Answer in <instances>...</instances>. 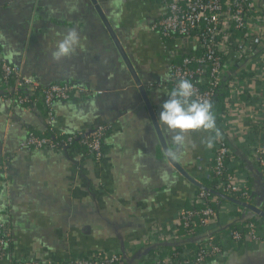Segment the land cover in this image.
<instances>
[{
    "label": "crops",
    "instance_id": "obj_1",
    "mask_svg": "<svg viewBox=\"0 0 264 264\" xmlns=\"http://www.w3.org/2000/svg\"><path fill=\"white\" fill-rule=\"evenodd\" d=\"M97 1L146 88L170 149L174 148L173 133L159 122L173 85L171 78L161 77H171L184 55L198 53L196 44L183 37L164 41L152 29L165 12L158 0ZM69 30L77 31L79 45L70 57L57 61L52 54ZM0 54L45 86L77 83L103 91L56 102L57 136L108 127L99 160L79 147L71 153L21 149L30 131L47 133L46 110L39 98L26 106L15 104L0 78V162L6 163L0 222L11 228L0 264L24 260L62 264L98 253L123 255L125 264H145L144 258L148 256V263L155 248L167 251L172 246L165 238L170 226L199 188L165 156L146 100L91 0H0ZM218 106L224 108L222 103ZM225 132L233 147L230 166L249 180L255 204L260 205L264 177L246 144ZM208 135L190 133L176 160L202 184L213 156V148L203 142ZM224 206L211 233L231 227L242 215L235 204ZM203 237L185 243L195 246ZM153 241L157 246L150 245ZM207 264H264V235L227 244L223 254Z\"/></svg>",
    "mask_w": 264,
    "mask_h": 264
},
{
    "label": "built area",
    "instance_id": "obj_2",
    "mask_svg": "<svg viewBox=\"0 0 264 264\" xmlns=\"http://www.w3.org/2000/svg\"><path fill=\"white\" fill-rule=\"evenodd\" d=\"M164 14L152 23V29L164 41L176 37L187 38L196 44L198 53L184 55L172 69L173 88L178 80L188 79L197 89V96L210 100L216 115V125L222 134L213 147L212 161L206 179L215 182L212 191L198 189L190 202L191 209H184L170 226L172 254L161 247L153 250L149 264H207L210 258L220 257L227 244L240 243L245 235L258 239L264 235V219L246 207L216 193L224 194L243 204H255L249 180L233 172L230 161L233 147L226 134L231 133L245 144L249 156L264 177V0H158ZM0 78L4 92L17 105L26 106L33 98H39L46 110L47 133L38 135L30 131L21 149L31 151L55 150L66 152L74 147L83 149L96 160L101 159L104 138L108 127L99 125L91 132L76 133L65 137L54 131V105L58 101L86 98L103 91H93L77 83H55L48 86L25 76L22 70L9 64L0 54ZM224 108L219 110V104ZM220 122V125H219ZM224 125L225 130L220 126ZM238 164H236V168ZM6 163L0 162V185L3 182ZM226 202L235 204L242 217L254 214L263 219L260 224L249 221L243 227H228L219 233H211V227L220 223ZM196 206V207H194ZM228 212L230 210L226 208ZM239 219L237 222H240ZM236 223V222H235ZM263 233V234H262ZM194 247L176 251L175 245L186 244L203 236ZM11 241L9 223L0 222V259L6 257V247ZM149 244V242L147 243ZM153 241L150 245L157 246ZM11 264H40L24 260ZM45 264H55L48 262ZM62 264H125L123 255L106 253L69 259Z\"/></svg>",
    "mask_w": 264,
    "mask_h": 264
},
{
    "label": "clouds",
    "instance_id": "obj_3",
    "mask_svg": "<svg viewBox=\"0 0 264 264\" xmlns=\"http://www.w3.org/2000/svg\"><path fill=\"white\" fill-rule=\"evenodd\" d=\"M116 3V0H113ZM122 4L123 0H119ZM80 37L77 31L69 30L67 35L57 45L53 52V58L59 61L61 58L70 57ZM169 77H161L167 79ZM168 99L162 105L159 122L173 133L171 139L175 146L169 149L167 155L172 160H178L183 155V149L188 144V135L192 132H204L209 135L204 139V144L211 149L222 134L216 125V115L210 100L197 96L195 85L188 79L178 80L176 86L168 94ZM163 175H167V170Z\"/></svg>",
    "mask_w": 264,
    "mask_h": 264
},
{
    "label": "water",
    "instance_id": "obj_4",
    "mask_svg": "<svg viewBox=\"0 0 264 264\" xmlns=\"http://www.w3.org/2000/svg\"><path fill=\"white\" fill-rule=\"evenodd\" d=\"M91 2L93 3V5L95 6V9L96 11L98 12V15L99 17L101 18V20L103 21L105 27L107 28L108 32L110 33L111 37L113 38V40L115 41L130 73L132 74L136 84L139 86L140 88V91L144 97V99L146 100V104L147 106L149 107L150 109V112H151V115H152V119H153V122H154V125H155V128H156V131H157V135L159 137V140H160V144H161V147L165 153V156L167 157V159L170 161V163L191 183H193L194 185H196L198 188L200 189H203V190H208V191H212L210 190L207 186L203 185L201 182L193 179L185 169H183V167H181L179 165V163L176 161V160H172L171 158L168 157L167 153L170 149L168 143H167V140L164 136V134L162 133L157 121H156V118L153 114V111L151 109V104L148 100V95H147V91H146V88L141 84L140 80L138 79V76H137V73L133 67V64L131 63V61L129 60L127 54L125 53V51L123 50L122 48V45L121 43L119 42V40L117 39V35L115 33V31L113 30L107 16L105 15L102 7L99 5V2L97 0H91ZM213 192V191H212ZM217 195L221 196L223 199H227V200H230L232 202H235L239 205H242L244 207H246L247 209L253 211L255 214H257L258 216H260L261 218L264 219V211H262L259 207H255V206H252V205H246V204H243L241 203L240 201L236 200V199H233V198H230L224 194H220V193H216Z\"/></svg>",
    "mask_w": 264,
    "mask_h": 264
},
{
    "label": "trees",
    "instance_id": "obj_5",
    "mask_svg": "<svg viewBox=\"0 0 264 264\" xmlns=\"http://www.w3.org/2000/svg\"><path fill=\"white\" fill-rule=\"evenodd\" d=\"M37 133V132H36ZM49 133H38V135H48ZM62 137H65V136H62ZM76 147H74V148H72L71 150H68V151H66L67 153H71L72 152V150L73 149H75ZM203 185H205V186H207V187H209V188H212L214 185H215V182H211V181H209V180H207V179H204L203 180ZM250 189H251V186H250V184H248V186H247V190L248 191H250ZM193 206L191 205V203H188V205H187V207H186V209L188 208V209H191ZM194 207H196V206H194ZM239 218H240V216H239ZM238 218V219H239ZM241 220H240V222H236V223H234L231 227H236V228H239L240 227V225H241V227H243V232H244V234H247L246 232H247V229H245L244 228V226L249 222V221H254L255 223H257V224H260V222H262L263 221V219H261L260 217H258V216H256V215H254V214H248L246 217H242V218H240ZM246 236L247 235H245V237H244V239L241 241V242H244L247 238H246ZM184 247H194V245H191V244H178V245H175V250L176 251H182V249L184 248ZM169 249L166 251V252H164V254H166V253H169V254H172L174 251V249H172V247H168ZM5 253H6V250H5ZM153 253V252H152ZM151 254V253H150ZM147 259H148V256L147 257H145L144 258V260H145V264H149V262L147 263L146 261H147ZM211 259H215V257H212V258H210L209 260H211Z\"/></svg>",
    "mask_w": 264,
    "mask_h": 264
}]
</instances>
